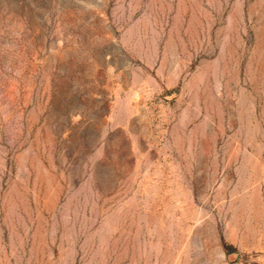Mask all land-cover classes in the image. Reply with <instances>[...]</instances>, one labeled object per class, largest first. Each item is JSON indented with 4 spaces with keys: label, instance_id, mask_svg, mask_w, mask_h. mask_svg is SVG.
<instances>
[{
    "label": "rangeland",
    "instance_id": "obj_1",
    "mask_svg": "<svg viewBox=\"0 0 264 264\" xmlns=\"http://www.w3.org/2000/svg\"><path fill=\"white\" fill-rule=\"evenodd\" d=\"M0 264H264V0H0Z\"/></svg>",
    "mask_w": 264,
    "mask_h": 264
}]
</instances>
